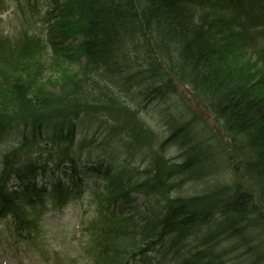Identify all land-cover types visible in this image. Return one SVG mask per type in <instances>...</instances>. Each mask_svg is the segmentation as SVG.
<instances>
[{
    "label": "trees",
    "instance_id": "trees-1",
    "mask_svg": "<svg viewBox=\"0 0 264 264\" xmlns=\"http://www.w3.org/2000/svg\"><path fill=\"white\" fill-rule=\"evenodd\" d=\"M256 1L75 0L71 16L82 41L73 59L81 67L67 77L61 100L79 112L39 124L5 122L0 114L1 153L11 151L8 144L37 139L65 143L49 155L69 156L71 145L81 152L100 135L120 177L107 183L111 196H144L140 211L100 228L95 248L109 264H264V62L254 92L244 77L212 64L220 59L215 46L227 49L223 5L244 11ZM53 54L71 57L61 49ZM160 57L205 94L229 135L227 146L190 114ZM8 87L19 109L59 108L31 79ZM133 110H144L155 124L149 141L135 126ZM85 136L92 138L75 140ZM229 149L245 186L231 176ZM155 243L160 247L145 253Z\"/></svg>",
    "mask_w": 264,
    "mask_h": 264
},
{
    "label": "rangeland",
    "instance_id": "rangeland-1",
    "mask_svg": "<svg viewBox=\"0 0 264 264\" xmlns=\"http://www.w3.org/2000/svg\"><path fill=\"white\" fill-rule=\"evenodd\" d=\"M68 1L74 2L75 0ZM42 3V0L35 2L33 0L29 2H25L24 0H0V114H5L13 118L12 121L34 122L36 119L42 118L43 116L47 118V114H43L44 112H42V116L40 112L30 111L27 115H19L17 113L8 112V110L15 112L8 82L10 83V81L16 80L23 82L31 79L34 81V86L39 93H45L58 100L57 106L63 104L61 99L66 98L65 89L69 80L67 77L76 73V70L81 67L80 62L77 63L76 60H73V57H67V59H65L66 56L57 57L54 56L53 53H47L43 43L36 38V36H38L37 34L40 33L44 27L39 19L43 16V9L41 8ZM27 5L32 6L27 7ZM257 5H264V0L258 2ZM230 13L232 14L233 12ZM230 13H226V11L223 10L221 16H224L226 21H228L230 20ZM253 17H255L254 20L263 18L259 9H257ZM70 20L76 26L75 17L73 16ZM233 21L244 24L245 19L235 17ZM25 29H27L28 33L24 32ZM222 32L224 38L227 39V45L224 46L227 49L223 51L224 48L220 49L221 45L215 46L217 51L216 56L220 59L215 58L212 64L217 68H221V71L227 74L231 72L240 78L244 77L243 80L249 84V91H256L258 85L255 81L257 77L261 75L259 67H261L262 62H264V52L251 53L245 50L244 47L241 48L238 46L239 37L237 38L236 36L237 30L231 27L230 24L228 28L225 27L222 29ZM261 33L264 35V30H262ZM229 34H232V38H229ZM18 35L19 37L14 42L5 39L6 37L14 39ZM263 38H259L258 40L264 42ZM79 39V37H75L70 40V43L75 44L79 42ZM74 50V47L70 46L67 52H69L70 55H74ZM65 55L67 54L65 53ZM171 75L174 76L173 74ZM184 82L189 87L191 86L186 81ZM187 88L186 86L185 89ZM196 92L195 90L193 100L191 95L188 97L187 94L181 90V94L189 104L197 103L206 106L208 100L205 94ZM261 96L264 98V94ZM180 98L184 101L181 96ZM187 108H190L189 111L190 114H192V108L190 106ZM66 112L69 113L67 116L74 113L72 109L70 112ZM55 117L57 116L51 118ZM133 117L135 121L148 118L144 114L138 115L136 111L133 112ZM146 122L149 123L147 120ZM205 123L207 127L209 125L213 131H216L210 119L206 120ZM145 138L148 141L151 139L146 135ZM40 146H45V144L31 142L28 149L37 150ZM51 169L52 167H49L50 171ZM227 173L226 175L230 176V173ZM231 176H234L233 172ZM91 183V179L86 180V185H90ZM90 197L91 193H88L87 190L74 208L67 207L59 210L52 207L51 210L45 214L42 222L39 224L37 235L34 233L30 238V240L36 244L40 242L38 240V238H40L46 247L44 249H42L41 246H33V242L16 239L8 230L6 223L0 221V248L8 245L11 246L10 251L4 254L6 256L10 254L9 257H7L8 264H57L58 257H60L58 264L111 263L110 259L102 262L101 257L91 261L92 256L87 251L90 247L86 227L90 223V220L94 222L98 216L96 205L91 201ZM140 203L141 198H138L135 202V206H140ZM79 209L83 210L82 218L80 217L81 211ZM116 219L118 222L121 221L119 215L116 216ZM2 259L3 255L0 254V262Z\"/></svg>",
    "mask_w": 264,
    "mask_h": 264
}]
</instances>
